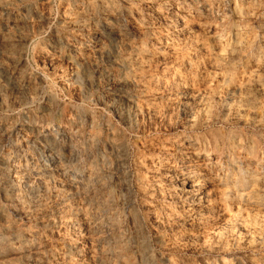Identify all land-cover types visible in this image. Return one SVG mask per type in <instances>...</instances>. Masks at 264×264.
<instances>
[{
  "label": "rangeland",
  "instance_id": "rangeland-1",
  "mask_svg": "<svg viewBox=\"0 0 264 264\" xmlns=\"http://www.w3.org/2000/svg\"><path fill=\"white\" fill-rule=\"evenodd\" d=\"M5 1L7 0H0V34L10 30L8 35L12 36V43L17 48L10 58H7L0 47V126L9 127L15 134L27 135L28 141L35 135L26 132L30 125L39 131L50 130L52 126L57 125L71 129L76 142H80L77 143L78 157L73 161L75 168L73 177L82 179L89 177L91 184L88 185V190L75 193L67 191L66 185L57 182L55 184L52 180H47L48 182L34 180V184L19 186L22 204L6 202L10 189L7 184V172L1 166V160L6 156L8 149L1 147L0 207L6 211L7 217L6 221L0 222V226L6 222L7 225L21 230L36 231L39 249L38 255H35V251L20 254L5 248L4 257L0 261L5 264H100L99 262L104 260L106 264H149L146 260H153V264H165L164 257L173 258L184 264L199 261L197 253L190 246V233L204 236L223 228L226 222L225 215L230 209L223 210L214 199L216 204L214 208L208 209L209 211H204L207 217L203 216L202 224L194 221L184 227L176 226L167 230V225L163 228L150 219L145 218L143 223L144 217L156 212L161 205L155 200L156 195L151 193L152 187L155 183L167 187V183L162 181L161 177L152 174L158 161L166 158L167 153L164 155L161 148H172L173 142L179 137L186 139L189 136L202 137L205 147H213L215 143L228 146L229 142H233L236 145L234 146L236 159L244 164V158L255 160L258 164L264 163V98L258 97L254 89L249 90L243 97L244 100L238 104L226 100L225 96L226 91L232 90L242 79L244 81L251 71H255L252 66L258 58V51L254 50L249 53L250 56L246 54L244 58L240 57L235 61L234 66L240 63L238 67L236 66L239 70L234 67L235 70L230 72L233 78L228 84L212 83L211 86L198 80L194 83L192 78L191 82L189 78H183L181 69L175 64H172V70L162 69L164 65L170 66L173 63V57L168 51L165 53L157 51L158 49L152 46L154 40L141 41V45H134L135 48L129 50L125 44L130 40L126 37L117 40L102 35V48L92 49L95 39L91 38L94 36V30L102 29L98 27L100 18L102 15L111 17L110 13H101L98 6L109 0H9L8 10L1 9ZM110 1L118 6L121 14L124 12L123 7L126 4L130 5L129 0ZM88 3L91 6H88ZM132 8L137 11L138 18L153 17V11H147L142 5H133ZM261 15H254L255 21H249L248 26L246 24L251 31L255 32L264 25ZM6 20L8 26L4 27ZM116 21L126 30L132 26V23L122 16H118ZM72 22L78 24V27H75L77 31H74ZM174 26V23L170 25L169 30ZM182 28L186 32L187 28L185 26ZM146 43L149 45L144 46ZM84 50L88 55L86 57L80 56L79 53ZM17 54L24 61L23 78L32 81L33 86L29 87L30 89L23 87L22 84L19 86L17 84L19 75L11 73L10 68L13 64L10 61H13L11 58L15 59ZM48 54L53 56L52 61L46 58ZM152 54L153 56H150ZM260 74L264 84V74L262 72ZM191 85L194 95L200 90V93H205L203 98L207 96L208 91L211 94L205 101L203 99L193 101L190 95L182 94L183 90ZM152 101L162 103L151 110L148 104ZM233 103L236 105L233 106ZM226 104L231 111L229 117L223 113ZM238 107H242L239 114L234 111ZM205 108H210L207 117L202 116V110ZM247 112H250L249 116L248 114L246 116ZM79 120L81 123L77 122ZM59 142L58 139L56 145L62 154L66 150L59 146ZM155 151L159 152V155L153 153ZM216 157L217 155H213L214 159ZM41 182L45 183L41 185ZM240 182L245 183L242 180ZM45 188L48 192L43 191ZM259 194L262 196L252 200L250 204L256 208L255 214L264 213V190ZM191 197L189 195L187 199L190 200ZM61 206L73 211L79 209L80 214L75 215L72 212L70 215L65 213L58 215L57 210ZM25 211L27 216H21ZM72 218L87 219L75 227L72 225ZM233 230H236V234L240 233L238 225L233 226ZM142 235L144 243L140 250L137 244L138 238L141 239ZM174 236L182 249L170 255L167 247ZM112 253L116 254L115 257L110 256ZM234 254L231 258L235 263L249 255L248 252L241 250Z\"/></svg>",
  "mask_w": 264,
  "mask_h": 264
},
{
  "label": "bare ground",
  "instance_id": "bare-ground-1",
  "mask_svg": "<svg viewBox=\"0 0 264 264\" xmlns=\"http://www.w3.org/2000/svg\"><path fill=\"white\" fill-rule=\"evenodd\" d=\"M7 1H5V3L1 5V9L7 8V6L9 5V2ZM128 2H130V5L126 4L123 7L124 12L121 11L123 12L122 14L118 10V6L113 5L114 3H112L110 0L104 1L99 4L98 7L100 9V12L103 14L110 13L111 17L102 15V18H100L98 27L102 29H98L99 31L94 30V36L91 38L95 39L93 45L91 46L92 49L102 48V35L111 36L116 38L117 40L121 37H126L127 40H130V42L125 41V46L129 50L135 48L134 45H141V41L149 42L154 40L155 43L153 41L152 46L156 47L155 49H158L157 51H159L160 53H165L168 51L172 54L171 56L173 57H171L173 59V63H171V65L169 64L170 66H163L162 69L164 71L171 69L173 66L172 64H175L178 69H181L183 78H189V80L190 78H192L194 83H196L198 80V82H205L204 84L206 85H211L212 83L225 85L231 82L233 77L231 76L230 72L237 69V67L240 65L239 63L236 64V66L238 65L237 67L234 66L235 61L238 58L240 59V57L244 58L243 56L252 53L255 50L256 52L258 51L257 54H259L255 65L252 66L251 64V66L254 67L253 69H255V71L250 68L253 71H251L252 73L250 75L248 74L244 81L242 77H239L240 80L242 79V81H240V84L235 85V87L230 91H226L229 90L227 89V87L225 90V96L226 100H231L233 102H237L236 104H238L241 103L245 94L247 92L249 93V90L254 89L258 97L261 96L264 98V84L263 79L260 76V72L264 74V25L259 27V29L255 32L251 31L247 27L249 24L248 22L254 20V15L260 16L262 14V19H264V0H129ZM133 5H142L147 11H153V17L150 19H146L140 16V18H138L137 11L132 8ZM254 5L256 6L254 7ZM88 6H91L90 3H88ZM8 8L6 10H8ZM118 16L125 17L132 23V26L128 28V30H126V28H123V26L117 24L116 20L118 19ZM256 17L258 16H255V18ZM7 20L3 25L4 27L8 26ZM75 23L76 22H72V24H74V28L78 27V24ZM173 23L175 24L174 28L172 30H169V26ZM83 24L81 27H83ZM183 26L187 28L186 32L182 28ZM74 31H77V28H75ZM8 32L0 34V47L4 50L3 54H5L7 58H10L17 46L12 43V36L10 37L8 35ZM96 34L97 36H95ZM181 36L183 37L182 39L179 38ZM148 45L149 44L147 43L144 44V46ZM86 48L89 49V47ZM140 50L144 52L141 47ZM79 53L82 57L88 56L86 55L87 53L85 52V50L79 51ZM48 55L46 56V58L49 61H52L53 56ZM254 55H256V53ZM150 56H153V54ZM11 60H13L10 61L13 64V66L10 68L11 73H17L19 75L17 84L19 86L22 84V86L25 88L33 86L30 79L23 78L24 61L22 57L18 55L15 59L11 58ZM162 60L165 61L166 59ZM234 67L236 68L234 69ZM11 73L10 75H12ZM17 74L15 76H17ZM191 81L192 80H190V82ZM172 88H174V86ZM185 89L186 90H183L182 94L186 96L190 95V98L193 101H197L199 99H203L205 101V98L211 94V92L209 93L208 91L207 96L203 98L205 96V93H200L201 90L194 95V93L192 92V85L186 87ZM212 96L214 97V94ZM160 103L162 102L152 101L148 104V108L154 110L155 108L160 106ZM227 104L223 108V113L225 116L229 117L231 111L228 107L229 105L227 106ZM236 104H234L233 106H235ZM202 105H204V103H202ZM241 108L242 107L235 108L234 111H237V113L239 114V109ZM208 109L210 108H205L202 110L203 117H207L209 115ZM249 111L251 112V110ZM250 112H247L246 116L247 114L249 116ZM212 115L214 116L213 113ZM254 116L255 115H253V117ZM249 121L247 122L249 123ZM77 122H80V120ZM28 131L30 134H35L30 141H28L27 135L22 134L21 136V134H15L9 127L0 126V149L1 147H6L8 149L6 156L1 160V166L7 172V184L9 187L8 189H10V194L6 202H9L11 204H14V202L22 204V194L20 191H18V188L19 186H29L31 184H34V180H37V182H39L38 180L46 182H48L47 180H52L55 184L58 183L60 185H66L65 187L68 188L67 191L69 192L74 191L75 193H77L80 191H85L88 185L91 184L90 178L88 177L86 179H82L81 177H73L75 169L73 168V161L78 157L79 146L77 145L80 142H76L74 134L71 133L72 130L69 128H65L64 126L57 125L52 126L50 130L39 131L36 127L34 128L30 125L29 129L26 132ZM19 136H21V139L19 138ZM58 139L60 141L59 146L63 147V149L66 150V152H62V154L59 153V148L57 147L58 145H56V143H58ZM234 146L236 147L235 143L229 142L228 146L222 143H215L213 147H205V141L202 137L189 136L186 139L179 137L176 141L173 142L172 148H161L162 151H160L163 152L164 155L167 153L166 158L164 157L160 159V161H158L156 168L154 167L155 169L153 171V174L150 172L152 176L154 175L161 177L162 181L167 183V187L164 188V186H162L160 183H155L152 189L150 188L153 191L151 193L153 195H156L155 200H157V202H160L161 205L160 208L156 210V212H151V215H147L146 217H144L143 223H145V218L146 220L150 219L151 222L153 221L158 226L160 225L161 227H163L164 225H167V230L173 229L176 226L184 227L188 225L189 222L194 221L202 224L204 219L203 216H205L204 211L214 208L216 204L215 200L217 201L218 206H221L223 210L230 209L229 212L227 211V215H225L226 222L225 224H223V228H220L219 230L214 232L211 231V233L204 234V236L198 234L192 235V233H190V246L193 247V250L197 253V257L199 258V261L192 264H264V213L259 212L258 214H255V212H257L255 210L256 208L254 209V207L250 206V204L252 203L251 201L259 199L261 195L259 194L260 191L264 190V163L261 162L258 164V162H256L255 160H246V158H244L243 160L245 164L242 163L234 156ZM81 149L83 148L81 147ZM153 153L158 154L159 152L155 151ZM213 155H217V157L214 159ZM249 155L251 156V153ZM241 180L245 181V183L240 182ZM42 183L45 182H41V185ZM44 186L48 185L44 184ZM243 189H246V193L245 191H243ZM46 190V188L43 189V191ZM146 193L147 192H145V194ZM189 195L192 196L190 200L187 199V196ZM177 203L180 204L177 205ZM53 209H55V207ZM57 212L58 215L62 213L70 215L72 214V212H74L75 215L80 214L79 209L73 211L70 208H66V206H61V208H59ZM23 215L27 216L26 211L21 214V216ZM6 217V211L0 207V222L3 223V221H6ZM85 219L87 218H77L74 220L72 218L73 223H71L76 227L82 224ZM140 219H142V217ZM237 225L240 227V233L238 234L235 233L236 230H233V226ZM142 238L143 235L141 236V239L138 238L139 241L137 245L140 250L144 243V239L142 240ZM37 240L38 234L36 231L25 229L21 230L18 227L9 226L6 224V222H4V224L0 226V259L4 257L5 248H8L7 250H11L15 253L20 254L27 253L29 251H35V255H38L37 252L39 247L37 246ZM177 241L178 239L174 236L171 237L170 243L168 242L169 245L167 248L170 251V255L173 254L172 252L175 253L181 251L182 247L180 246V244H178ZM239 250L246 251L249 253V255H247L240 262L235 263L231 257L232 254ZM115 255V253L110 254V256L114 257ZM235 255L236 254H234V256ZM146 261L149 262V264H153V260ZM164 262L165 264H184L180 261L174 260L173 258L167 257H164ZM99 263L106 264L104 260H101V262ZM0 264L5 263L0 261Z\"/></svg>",
  "mask_w": 264,
  "mask_h": 264
}]
</instances>
